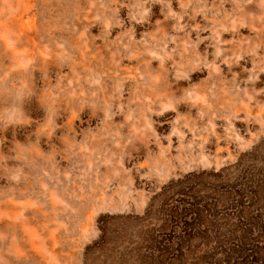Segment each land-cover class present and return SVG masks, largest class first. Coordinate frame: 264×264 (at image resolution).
I'll return each mask as SVG.
<instances>
[{
	"label": "rangeland",
	"instance_id": "1",
	"mask_svg": "<svg viewBox=\"0 0 264 264\" xmlns=\"http://www.w3.org/2000/svg\"><path fill=\"white\" fill-rule=\"evenodd\" d=\"M249 222L264 0H0V264H236Z\"/></svg>",
	"mask_w": 264,
	"mask_h": 264
},
{
	"label": "trees",
	"instance_id": "2",
	"mask_svg": "<svg viewBox=\"0 0 264 264\" xmlns=\"http://www.w3.org/2000/svg\"><path fill=\"white\" fill-rule=\"evenodd\" d=\"M250 188L251 186H240L239 188H237V186H225L223 191L227 194L226 199L229 200L231 205H245L248 202V200L245 199L248 197L246 193H249V190H251ZM238 192H242L243 197H237ZM255 225V222H249L248 226L245 225L246 227L243 229L242 234H240L235 241L237 242V247L234 245L233 249H231L227 255V258L236 260V264H264V255L257 252L256 249L253 250L254 246L251 244V242L255 241L250 234L251 229ZM243 256L244 258H242Z\"/></svg>",
	"mask_w": 264,
	"mask_h": 264
}]
</instances>
